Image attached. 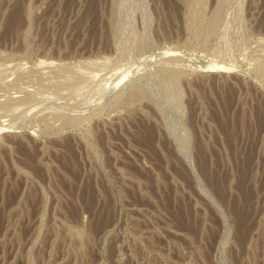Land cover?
<instances>
[{"label": "rangeland", "instance_id": "obj_1", "mask_svg": "<svg viewBox=\"0 0 264 264\" xmlns=\"http://www.w3.org/2000/svg\"><path fill=\"white\" fill-rule=\"evenodd\" d=\"M0 264H264V0H0Z\"/></svg>", "mask_w": 264, "mask_h": 264}, {"label": "bare ground", "instance_id": "obj_2", "mask_svg": "<svg viewBox=\"0 0 264 264\" xmlns=\"http://www.w3.org/2000/svg\"><path fill=\"white\" fill-rule=\"evenodd\" d=\"M142 64V63H141ZM215 64V63H214ZM211 65H212V63H211ZM207 66H208V64H207ZM210 66V65H209ZM229 65H225V64H217V65H214V66H212V68H201V70L202 71H204V72H220V73H227V72H234V69L232 70L231 68H233V67H228ZM133 71V70H132ZM125 73V72H124ZM123 73V74H124ZM128 73V72H127ZM122 81V80H121ZM116 83H117V81H115ZM110 83V82H109ZM106 84V83H105ZM112 84V83H111ZM108 85V84H107ZM106 85V86H107ZM119 85V84H118ZM105 86V85H104ZM103 86V87H104ZM112 86V85H111ZM114 86H115V83H114ZM117 86V85H116ZM106 88V87H105ZM119 89V88H118ZM99 91H100V89H98ZM101 92V91H100ZM105 92V91H104Z\"/></svg>", "mask_w": 264, "mask_h": 264}, {"label": "water", "instance_id": "obj_3", "mask_svg": "<svg viewBox=\"0 0 264 264\" xmlns=\"http://www.w3.org/2000/svg\"><path fill=\"white\" fill-rule=\"evenodd\" d=\"M212 73V72H211Z\"/></svg>", "mask_w": 264, "mask_h": 264}]
</instances>
